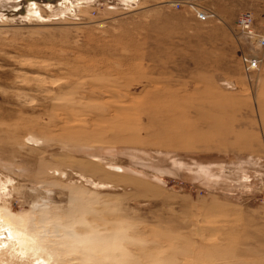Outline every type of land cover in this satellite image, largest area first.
<instances>
[{"label":"rangeland","instance_id":"374dc122","mask_svg":"<svg viewBox=\"0 0 264 264\" xmlns=\"http://www.w3.org/2000/svg\"><path fill=\"white\" fill-rule=\"evenodd\" d=\"M247 11L264 34V0H0V209L49 264H264Z\"/></svg>","mask_w":264,"mask_h":264},{"label":"bare ground","instance_id":"6f19581e","mask_svg":"<svg viewBox=\"0 0 264 264\" xmlns=\"http://www.w3.org/2000/svg\"><path fill=\"white\" fill-rule=\"evenodd\" d=\"M32 220L30 218L36 223ZM29 228V223L21 225L11 214L0 209V253L9 254L18 261L32 260L31 264H49L52 256L48 253V246L42 241L40 232H31Z\"/></svg>","mask_w":264,"mask_h":264},{"label":"built area","instance_id":"2783aa9c","mask_svg":"<svg viewBox=\"0 0 264 264\" xmlns=\"http://www.w3.org/2000/svg\"><path fill=\"white\" fill-rule=\"evenodd\" d=\"M191 8L195 13L196 18L201 22H207L214 17L210 11L201 10L194 6H191ZM237 28L239 36L251 47L252 50L264 48V34L257 32L255 28V19L251 12H242L239 15ZM241 59L246 73L252 74L260 70L262 60L258 56L243 51L241 52Z\"/></svg>","mask_w":264,"mask_h":264}]
</instances>
